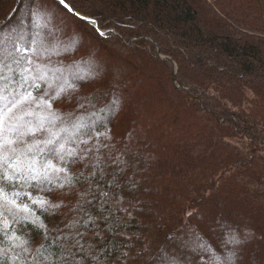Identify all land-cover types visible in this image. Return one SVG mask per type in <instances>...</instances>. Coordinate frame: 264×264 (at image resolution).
Returning a JSON list of instances; mask_svg holds the SVG:
<instances>
[{"label":"trees","instance_id":"trees-1","mask_svg":"<svg viewBox=\"0 0 264 264\" xmlns=\"http://www.w3.org/2000/svg\"><path fill=\"white\" fill-rule=\"evenodd\" d=\"M65 4L0 0V33L22 38L33 73L45 77L20 88L19 75L0 73L10 78L3 94L48 99L72 73L75 90L52 110L85 125L70 127L64 161L53 158L65 173L6 189L44 202L21 197L33 214L8 216L9 236L26 240L40 264H63L76 240L101 264H165V254L208 264L201 242L222 258L234 253L235 264H264V0ZM37 9L51 23L34 36ZM226 230L240 243L222 247Z\"/></svg>","mask_w":264,"mask_h":264},{"label":"snow or ice","instance_id":"snow-or-ice-1","mask_svg":"<svg viewBox=\"0 0 264 264\" xmlns=\"http://www.w3.org/2000/svg\"><path fill=\"white\" fill-rule=\"evenodd\" d=\"M59 2L64 4L66 8L68 7L65 0H59ZM50 23V16L42 10L37 9L33 13V24L36 27L45 28ZM91 23L94 24L95 21H91ZM21 39L11 32L0 33V54L3 55V59H0V73L11 72L19 75L22 81L19 85L20 88H24L25 85L36 87L35 81L45 79V77L33 73V69L30 67L33 61L30 57L23 55ZM9 79L7 75H0V81L7 82ZM74 79L73 74L68 73V75L63 76L62 83L56 89L55 95L48 99L41 97L39 100L33 97L30 91L4 95L8 85L3 83L0 86V237L9 242L10 249L20 250L9 254L10 249L0 247V264H40L34 256H31L29 261L30 250L26 246L28 243L26 240L21 239L14 231L9 236L11 228L8 216L15 220L18 213L22 211L26 215L20 219H28L29 215L33 214L29 204L21 199L23 196H27L33 204L39 203L41 207L44 202L32 199L28 192L12 191L9 193L6 189L9 187L16 188L18 182H22L21 187H34L35 185L31 184L32 181H35L36 184L44 181L51 183L54 176L67 171L66 168L54 164L53 158H58L61 162L64 161L65 146L70 138V127L79 130L85 125L80 121H64L52 110L51 101L58 99L60 94L68 89L75 90ZM29 80L32 81L31 84H29ZM33 104L40 109L39 112L32 107ZM57 122L60 123L59 127H56ZM94 123L101 124L102 122L96 121ZM38 134L46 135L41 139ZM81 142L88 143L87 141ZM68 154L74 155L75 150H71ZM6 213L7 215H5ZM221 227L226 226L222 225ZM197 239L200 240L201 238L198 237ZM2 243L3 240H0V244ZM239 243L240 240L234 230L225 231L222 247L226 248L229 244L236 245ZM197 246L211 254V260L208 264H235L232 258L234 253L222 258L211 245L205 242H201ZM102 251L108 252L109 249L104 247ZM78 252L82 255L77 260L76 254ZM85 258H90L95 264H101L99 255L88 257L83 244L76 240L67 252L62 254L60 259L63 264H84ZM44 260L48 261V264H56V261H50L48 257H44ZM164 261L165 264H178L175 257L169 258L166 254Z\"/></svg>","mask_w":264,"mask_h":264},{"label":"rangeland","instance_id":"rangeland-1","mask_svg":"<svg viewBox=\"0 0 264 264\" xmlns=\"http://www.w3.org/2000/svg\"><path fill=\"white\" fill-rule=\"evenodd\" d=\"M59 20L58 21H60L61 23H63L65 26H67L69 29H71V30H73V31H75L76 30V28H75V26H74V23H73V21L71 20V19H68V18H65L63 15H61V14H57V16H56ZM23 20H24V15H21V14H19V17H18V23H19V26H21V25H23ZM92 20H90V22H91ZM94 25H96L95 23H94ZM39 29V27H36L35 25H34V36H36V33H38L37 32V30ZM106 31H108V29H102L101 30V33H103V34H106ZM72 40H74V37H70L69 38V41H72ZM52 42V41H51ZM21 43H22V41H21ZM23 44V43H22Z\"/></svg>","mask_w":264,"mask_h":264},{"label":"water","instance_id":"water-1","mask_svg":"<svg viewBox=\"0 0 264 264\" xmlns=\"http://www.w3.org/2000/svg\"><path fill=\"white\" fill-rule=\"evenodd\" d=\"M75 14H77V13H75ZM85 19H87V18H85ZM87 20H89V21H90V19H87Z\"/></svg>","mask_w":264,"mask_h":264}]
</instances>
